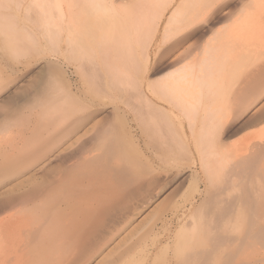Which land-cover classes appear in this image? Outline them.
<instances>
[{"label": "bare ground", "instance_id": "1", "mask_svg": "<svg viewBox=\"0 0 264 264\" xmlns=\"http://www.w3.org/2000/svg\"><path fill=\"white\" fill-rule=\"evenodd\" d=\"M33 1L36 3L38 0ZM133 1L132 7L129 6L132 3L130 0L129 4L123 5L125 8H116L114 0H68L67 5L64 1L65 8L60 0H51V2H47L50 3L49 18L56 17L54 14L59 11L57 13L60 15V19H41L46 22V24L44 22V27L47 32L45 34L48 35L47 41L55 47L60 43L63 44V46L60 44L62 49L64 48L63 52L67 53L70 63L74 61L77 64L74 65L77 66V71L82 76L84 84L86 83L88 95L92 99L97 97L101 99L103 93L114 95L121 105L127 107L128 110L125 109V111L132 114L138 123L142 134L141 138L137 140L134 135L129 134L131 131L127 130V126L125 127L127 137L126 134L123 137L113 127L109 130L106 129V132L101 130L104 135L101 139V147L98 146V148L103 150V157H112L116 162L115 172L120 170V174L116 173L117 178L121 179L122 173H125L126 177L129 173V176L140 178L144 177L145 171L152 173L155 170H162V168H173L179 161L196 160L194 154L196 152L205 179L206 190L202 191L200 186L202 181L198 178L193 183V191L197 192L198 196H205V198L196 210L194 206H197L195 205L197 196L186 197L182 203L189 202L190 212H184L182 216L178 217V226L175 229L168 227L167 223V226L158 228L155 222L145 228L144 233L137 240L131 244L128 243L127 247L118 252L117 249L120 250L121 243L129 238V234L138 227L144 228V221L158 207H150L148 204L135 209L130 216L128 215L124 224L119 229L117 228L115 234L110 232V227V230L107 228L108 235L111 236L109 242L124 232V235H120V240L107 252V254L112 255L113 253L114 255L117 250V258L107 263L105 262L106 257L103 255L104 257H100L101 259L96 264H165L164 262L175 264V260L176 264H228L230 259L238 256L233 253H239L249 240L254 243L260 241V245L263 240L262 247L264 246V226L260 223V220L264 222V131H260L261 133L254 136L241 151L233 153L231 157L223 150L220 140L223 128L244 115V112L261 98L257 97L258 94L262 90L264 91V78L259 80L255 77L256 72H259V62L262 61V66L264 65V2L256 1L241 5L234 11L239 17L231 25L226 28L222 27L219 31L217 29L210 39L203 42L198 41L191 47H186L174 54L183 44L190 42L196 36L199 39L203 38L206 31L212 30L211 27L223 23L226 19L224 15L228 12L226 11L223 15H219V13L233 0ZM2 2L3 0H0V5ZM43 4L45 3L43 2ZM52 10L54 16L51 15ZM204 27H206V31H203ZM11 29L13 30V27ZM39 29L41 30V27ZM5 31L9 30L2 28L3 34L6 33ZM186 32L187 34H185ZM9 34L11 33L9 32ZM6 35L7 40L3 48L15 53L17 50L15 44L12 43L15 39L9 38L11 35L8 33ZM20 49L22 51V48ZM24 49L27 51L26 48ZM20 54L22 55L23 52ZM167 57H171V60L166 67L174 69H170V73L162 79L154 82L148 80L147 74L152 62L155 59L163 61ZM246 80L249 82L247 90L240 86ZM42 100L39 98L34 108L41 109L42 106L43 108L50 106L48 100L47 102ZM65 100H62L63 105L59 107L53 105V109L61 112L64 110L65 104V108L67 106L68 109V118L85 112V109L93 106L90 105V102L94 103L93 100L88 99V102L87 100L83 102L73 96H69ZM34 108L31 109L35 110ZM120 109L119 104L116 105V110ZM31 114L34 115L33 111ZM254 114H261L260 121L263 122L264 105L257 108ZM41 116L38 113L36 117ZM44 117L46 116L44 115ZM120 119L117 120L124 123L123 117ZM80 121L81 125L86 124V122ZM119 121L118 124L121 125ZM75 132H77L76 129L66 132L64 139L74 137ZM35 134L38 135L37 132ZM56 137L54 138L56 139ZM53 141L50 143L54 144ZM140 141L144 142L143 147ZM56 142L53 148L48 149L45 146L47 148L44 147V150L38 154L31 152L24 158L17 157L15 175L11 167L15 165L14 163L10 167L6 164L8 169L0 170L2 171L0 172V186L4 184L1 179L5 181L9 176L13 178L11 176L13 174L16 178H20L16 181V189H24L15 197H6L10 195V192L12 195V191L8 187L0 189V197H6L0 200V264H45L49 263L48 259L51 258V255H55L54 257L57 259L56 254L64 249L62 247L64 242L60 238L64 240L68 234L70 236L68 224H72V220L76 223L75 220L77 221L81 218L80 216L86 213L83 204L85 200L81 197V192L74 189L79 186L78 179L82 178L83 181L84 175L81 178L78 176L79 166L76 165L72 169L69 165L61 163L66 166L64 168L72 169V172L59 170L50 180L46 179L47 175L45 179L42 176H37L39 171L42 172L50 165L51 160L47 159L48 162H42L40 165L37 162L42 161L49 153L58 149L59 141L57 144ZM71 142L70 144L73 145ZM44 143L46 145V141ZM93 152H95L93 149L83 152L81 159H87ZM51 156L54 157L52 154ZM71 161L75 160L71 159ZM96 162L94 163L97 164L98 162ZM152 164H156L158 168H154L151 166ZM145 167L146 170H144ZM49 169L54 173L53 168ZM93 170L95 171V169ZM2 173L7 175L5 180ZM48 173H50L49 170ZM82 173L84 174V172ZM40 179L43 181L38 182ZM87 189L89 191L90 188ZM117 198L119 197L117 196ZM82 204L84 208H82ZM105 204L107 210V203ZM14 209L16 211L11 213ZM89 214L86 213V215ZM94 214L93 218H96V212L93 211L92 215L94 216ZM82 220L81 218L80 221L82 222ZM258 225L260 229H257ZM260 225L263 227L261 228ZM91 226L93 228V224ZM71 228L73 227L71 226ZM92 228L88 226L89 230L85 233V237L88 244L93 245L94 248L97 238L101 244V241L108 237L107 235L96 236V231ZM161 229L167 232L166 240L163 237L164 242L160 238ZM76 230L78 232L77 227ZM73 243L75 242L73 241ZM84 245L81 248L77 246L79 250L78 255L75 254V256L83 257L88 254L96 256V248L90 249V245ZM204 246L205 248L207 246V249H201ZM248 246L246 244V247ZM253 246L249 247L253 248ZM230 249L232 253L229 251ZM61 254L64 253L61 252ZM64 256L66 257V254ZM109 257L111 256L109 255ZM60 259L63 260L62 256L58 261ZM84 259V264H88L91 260V258L86 260V257ZM53 260L55 258L51 261L53 262ZM199 261L200 263H198ZM60 263L63 264L61 261Z\"/></svg>", "mask_w": 264, "mask_h": 264}, {"label": "rangeland", "instance_id": "2", "mask_svg": "<svg viewBox=\"0 0 264 264\" xmlns=\"http://www.w3.org/2000/svg\"><path fill=\"white\" fill-rule=\"evenodd\" d=\"M41 1L38 0L36 3H34L33 0H10V1L3 0V2L1 3L2 6L0 5V26H2L3 29L5 28V29L9 30L8 32L5 31L6 33H8V35H11V36H9V38H11L13 40L17 39L16 40L17 43L15 42V40H14V42L12 41V43L15 44L17 51L15 53H11L10 50L7 51V49L3 48L5 46V43L7 40L6 39L7 35H6V33H4L5 34V36H4V34L1 32L2 28H0V72H1L0 73V131H2V132H0V165H1L0 167H2V169H0V170L8 169V166H6V164L9 165V167H10V165H12V163L15 164L16 159H18V158L21 159V158L26 157L27 155H29L28 153L34 152V153L38 154L42 150H44L45 146H47L48 149L53 148L55 146V142L59 141L58 142L59 143L58 149L60 148L59 151L62 150L63 153L61 151L59 154L58 149H55L56 151L49 153V155L47 156L48 158L44 157L45 160L43 158L42 161H38L37 164L40 165V163H42V162H48L49 160H51L50 165L46 169H44L45 172H44V170H42V172L39 171L37 173V176H40V177L42 176L45 179V177L47 175L46 179L49 178V180H50L51 177H52L51 179H53L56 172L59 170L72 172L71 170L74 168V166H76V165L79 166V168L77 170V172L79 171L78 176H79V178H81L84 175L83 181H82V178L80 180L78 179L77 184L79 182V184H78L79 186H77L78 188H74V189L79 190V192H81V194H80L81 197L83 198V200H85L84 202L82 200V202L86 208L85 212L86 213L88 212V214L91 212L93 213V211H94V213L96 212V218H93V217H95V214L93 216L92 213L89 215H86V213H85V215L80 216L83 219L82 222L80 221L81 220L80 217H79L80 219L77 220L78 222L80 221L79 226H78V222L76 220H75L76 223H74V220H72L73 225L70 223L69 224L73 228H71V226L68 224V229H70V231H69L70 236L68 234L66 239L64 238V240H62V238H60L61 241L64 242L62 245V247L64 249L60 250V253H57L59 255L56 254V256L58 257L57 259H56V257H54L55 255H51V258L48 259L49 263L47 262L45 264H50V263L61 264L60 261L63 262V264H66L67 262H68V264H72V263L73 264H76V263L79 264L80 262H81L80 264H84L83 260H85L84 259L85 257H86V260L91 258V260L88 262V264H96V263H98V260H100L104 256L106 257L105 262L108 263L109 261L115 260V258H117V254L119 251H122L125 247H127V245L131 244L134 240H137V238L144 233V231H145L144 229L148 228L150 225L154 224L155 222L158 225V228H161L163 226H167V224H168V227H172L173 229H175L178 226L177 225L178 224V217L182 216V213H184V212L185 213L190 212L189 208L191 206H190L189 202L187 201L185 203H182V200L185 199L186 197H191V195L197 196L196 203H195V205H197V206H194V208H196V210H198L197 207H200V204H201L200 202L203 201L205 196H198V193L193 191V183H195L199 178L202 181V182H200L201 189H202V191H205L206 190V184L204 183L205 179L203 177L201 166H200L199 159H198L196 152H194L196 160L189 161V159H185V160L179 161L178 164L173 168H170V167L166 168V169L162 168V170H159V171L155 170L152 173H148L145 171L144 177L139 176L140 178H138V177L135 178V176H132V175L129 176V173H128V176L126 177V174L124 173L125 174L124 175L122 172H121L122 173L121 179L116 177V173L118 174L120 171V170H117L115 172L116 162L113 160L112 157H109V158L103 157L104 152L102 149H99L101 147V139L103 138V135H104V132L102 134L101 130L105 131L106 129L107 130L112 129V127H113L114 129H116L117 132L122 134V136L126 134V137H127V132H126V128H127V130L129 129V131H131V132L128 131L129 134L134 135L135 139L137 140V139L141 138V134H142L141 129L138 127L139 125H137L138 123L134 120L132 114H129L128 112H126L128 110L127 107H125V105H123V104L121 105L118 102V100L115 99L117 97H114V95H108L107 93L106 94L103 93V95L101 96V99H100V97H97L96 99H92V97L88 95V89L85 85L86 83L84 84V81L82 80V76L79 75V72L77 71V69H78L76 66L77 64L74 63V61H72L70 63V60L68 59L67 53L63 52L64 48L62 49V47L60 45L62 43H60L57 47H55L51 43H49V41H47L48 35H46L47 32L45 31V27H44L45 26L44 25L45 20L42 21L41 19H47V18L48 19H54L55 18V20H59L60 15H58L59 11L55 12L57 14L56 15V14H54V12L52 10L51 15L52 16L55 15L56 17H54V18L50 17L49 18V14H50L49 12L50 11L48 10V7H49L50 3H47V2H51V0L50 1L41 0ZM64 1L67 5L68 0H67V2H66V0H60L61 4L63 5ZM116 1L117 0H114V2H113L114 6L116 8H121V7L125 8V7H123V5L126 6V4L130 3V0H127V1L126 0H118L117 2ZM256 1L264 2V0L263 1L262 0H233V2L228 7H225L224 10L219 13V15H223L226 11L228 12V14H226L227 16L224 15L226 19L223 21V23L216 25V26H213V28L211 27L212 30H208V31H206L207 29H206V27H204L203 31H206V32H205L203 38L199 39V37L196 36L190 42H187V43L183 44V46L178 48V50H176L174 52V54L179 53L180 51H182L186 47H191L194 43H196L198 41L203 42L205 40L210 39L212 37V35H214L217 32V29L219 31L222 29V27L226 28L237 20L239 15H237L234 11H236L241 5H243V4L247 5V4H250L252 2L254 3ZM38 2H39V5H37ZM43 2L45 4H43ZM133 3H134V1L132 0V3H130L129 6L132 7V5H134ZM66 5L64 4L63 7L66 8ZM129 6H127V7H129ZM37 8H39V9H37ZM35 10H37V11H35ZM42 10H43V12H42ZM45 10L47 11V13ZM34 15H36V16L34 17ZM37 15H38V17H37ZM46 16H48V17H46ZM11 23H13L14 25ZM45 24H46V22H45ZM9 26H12L14 31L11 29L12 27L9 28ZM40 27H41V30L39 29ZM9 32L11 34H9ZM12 34H14V35H12ZM185 34H187V32ZM17 35H19V36H17ZM22 35L24 38L22 37ZM30 38H32V39H30ZM17 44H19V45H17ZM19 46H21L20 48H22V51L20 48L18 49ZM62 46H63V44H62ZM24 48H26L27 51H25ZM56 48H57V50H56ZM50 49H51V51H50ZM22 52H23V54L21 55L20 53H22ZM9 53H11V54H9ZM171 57H167L163 61H160V59L159 60L155 59V61H153L151 66H150L149 73L147 74L148 80H150L151 82H154V81H157L159 79L164 78L166 74L170 73L169 71L173 70L174 68H168L166 66L168 65L169 61L171 60ZM74 64H76V65H74ZM259 64H260L259 72L258 71L256 72L255 77L260 80L261 78L262 79L264 78V65L262 66V64H263L262 61H261V63L259 62ZM155 72H157V74H154ZM248 83L249 82H247V80H246L240 86L243 88L245 87V90H247V88H248L247 85H249ZM85 90H87V91L85 92ZM241 90H244V89H241ZM261 92L258 94L259 96H257L258 98H260V97L261 98L258 99L253 105L250 106V108L247 109V111L244 112L245 114L242 115L243 117L241 116L240 118H238L234 122L232 121V122L228 123L223 128V130L221 132L220 140H221L222 145H223V150L230 154V156L228 154L229 157L233 156V153L235 154V153L241 151L254 136L259 134L260 131L261 132L264 131V121L263 122L260 121L261 114H257V115L254 114V111H256L257 108L264 105V91L262 90ZM90 95H92V94L90 93ZM260 95H262V96H260ZM69 96L77 97L78 99H81L83 102H86V100H87V102L89 100L90 101L93 100L95 104L94 103L91 104V102H90V105H93L92 107L89 106L90 108H87V110L85 109V112L83 111V112L78 113L76 115L74 114L75 116L68 118V111H67L68 109H67V106L65 108V104H64V110L61 112L53 109V105L58 106V107L60 105H63L62 100L67 99ZM39 98L43 99L42 101H46V102L48 100L49 105L51 107L48 106V103H46L47 104L46 106H48V107L43 108V106H42L41 109L40 108L39 109L34 108L36 101H38ZM93 98H95V97L93 96ZM52 101H53V103H52ZM22 104H23V106H22ZM118 104L121 108L120 110H116V105H118ZM31 108H34L35 110H33ZM125 109H126V111H125ZM32 111L34 114L33 116L31 114ZM63 112H64V116H63ZM38 113L41 114L42 116L36 117ZM29 115H30V117H29ZM44 115L46 117H44ZM53 116H54V118H53ZM89 116H92V117H89ZM25 117H26V120H25ZM42 117H44L45 119ZM121 117H123L122 121L124 123L126 122L125 124L122 123L121 121L117 120V119H120ZM47 118H48V120H47ZM42 119H43V121H42ZM115 119L117 122L115 121ZM124 119H126V120H124ZM80 120L86 122V124L81 125ZM118 121L121 122V125H120V123L118 124ZM9 125H10V127H9ZM123 125H125V126H123ZM77 126H78V129H77ZM75 129L77 130V132H75L76 135H74V137H71L69 139H64L65 138L64 134H66V132H68L70 130H75ZM3 130H4V132H3ZM5 130H7V131H5ZM36 132L38 133V135L35 134ZM41 133H42V135H41ZM61 135H63V136H61ZM79 135H80V138H79ZM54 137H56V139ZM59 138L61 141L59 140ZM73 139L75 140V143H74ZM98 140H100V141H98ZM45 141H46V145L44 143ZM52 141L54 144L50 143ZM57 142H56V144H57ZM70 142L73 145H71ZM98 142H100V143H98ZM140 143L143 147L144 142L140 141ZM94 146H95V149L93 148ZM98 146H99V148H98ZM47 147H45V148H47ZM28 148L31 150H29ZM90 149L95 150V152L91 153V155H89L87 157V159H84V158L81 159L82 153L87 151V150H90ZM26 150H28V152H26ZM64 150H66V151H64ZM25 152H26V154H25ZM53 153H55V154H53ZM51 154L54 157H52ZM47 159H48V161H47ZM71 159L75 160V161H71ZM101 159H103L104 161ZM13 160H15V161L13 162ZM94 162H96L97 164H95ZM61 163L66 165V166L69 165V167L72 169L68 170V167H67V169L64 168L66 166L62 165ZM108 163L109 164L111 163L110 164L111 168L109 167ZM70 164L72 165V167ZM86 164H87V166H86ZM2 165H4V166H2ZM88 166H90L89 167L90 169H88ZM151 166H153L154 168H158L156 166V164H152ZM11 167L13 168L12 169L13 174H14V172L16 174V164L12 165ZM50 167L53 168L54 173L52 172V170L49 169ZM112 167H114V168H112ZM80 168L81 169L83 168V170L81 171ZM14 169H15V171H14ZM93 169H95V171ZM22 170H23V168H22ZM48 170L50 173H48ZM97 170H98V172H97ZM144 170H146V167L144 168ZM0 172H2V171H0ZM82 172H84V174ZM92 172H94V173L92 174ZM13 174H11V176H13V178L8 175L10 177V179H9V177L7 178V175L2 173L3 177L5 176L4 180L6 178L7 179L5 181H3L1 179V181L6 185L3 184L2 186H0V189L2 187H4V188L8 187L9 189H11L10 191H12V195L10 192L9 193L10 195L6 196V197H12V196L15 197L24 190L22 188H20L21 190L16 189V181H18V179H20V178H18V177L16 178V176H14L15 174L14 175ZM43 174H44V176H43ZM95 174H96V176H94ZM85 176H87V177H85ZM109 176H110V178H109ZM198 176H200V177H198ZM98 179H99V181H98ZM119 180H120V182H119ZM40 181L42 182L43 179H40L38 182H40ZM102 184H103V187H102ZM81 187H83V189H81ZM87 188H90L89 191L90 190H92V191L89 192ZM13 193H15V194L13 195ZM117 196L119 198H117ZM6 197L2 196V198L0 197V200L5 199ZM88 199L90 202L88 201ZM115 200H116V202H115ZM123 202H124V204H122ZM105 203H107V210H106V204ZM83 204H82V208H84ZM108 204H109L110 209L108 208ZM148 204L150 205V207L157 206L158 209L154 213H152L146 221H144V223H143V224H145L144 228L138 227L135 230L136 232L133 231L131 234H129V236H128L129 238H127L126 240H124L121 243L120 250L117 249L118 252H117V250L115 251L116 254H115V252H114V255H113V253H112V255L107 254L108 250H110L111 247H113L120 240V237H121L120 235H124L123 234L124 232H121L118 236H116L113 240H111L109 242L108 240L111 236H110V234L108 235V233H109L108 230H110V228H111L110 232L112 231V232H114L113 234H115L117 232V230L124 224L128 215L130 216L131 213L134 212L135 209L142 207V206H146ZM178 205H179V207H178ZM176 206H177V209H176ZM88 208H89V210H88ZM203 208L205 209V206H203ZM14 211H16V209L12 210L11 213H13ZM89 211H91V212H89ZM172 213L176 214L175 215L176 217ZM120 218H121V220H120ZM263 218H261V219H263ZM103 221H104V223H103ZM114 222H115V224H114ZM84 223H86V224L84 225ZM101 223L104 225H102ZM260 223L264 226V224H263L264 222H261V220H260ZM92 224H93V228L91 226ZM87 225L89 226V228L95 229L96 236L97 235H100V236L107 235L108 238L106 240L104 239L103 241H101V244H100V242H98L99 238H97L98 240H96V242H95L96 246L93 248V245L88 244V240H86V237H85V233L87 232V230H89ZM80 226H81V228H80ZM263 226H261V228ZM76 227L78 229V232L76 230ZM257 227H256L257 229H260L259 225ZM82 228H84V229H82ZM107 228H108V230H107ZM92 229H90V231H92ZM161 231L163 234L161 233L160 238L164 242L166 240V233L167 232L165 230H162V229H161ZM76 232H77V234H76ZM103 232H104V234H103ZM71 233H73V234H71ZM80 233L81 234L83 233L82 234L83 236ZM96 236L94 237L95 239H96ZM73 237H75V238H73ZM163 237L165 238V240ZM73 241L75 243H73ZM249 242L251 243L252 246L254 244L255 248H254V246H253V248L249 247V246H251ZM249 242L246 243L249 245L248 247H246V244H244L243 249H241V251L239 253H233V255L238 254V256L237 257L234 256L233 259H230L229 263H228V261H227V263L233 264V261H234V264H236V263L237 264H264V248H263L264 246L262 247L263 240L261 242V245H260V241H255V243H254V241L252 242V240H249ZM71 243H72V245H71ZM256 244H257V246H256ZM83 245L84 246L90 245L89 246L90 249L96 248L97 251H99L98 253H97V251L95 252L96 253L95 255L97 257L94 256V254L93 255L88 254V255L83 256V257L82 256H80V257L75 256V254L78 255L77 252H78L79 248H77V246L81 248V246H83ZM73 246L77 248L76 251H75L76 248H74ZM122 246H123V248H122ZM207 246H206V248L204 246V248H201V249H207ZM65 248L68 250H66ZM82 248H84V247H82ZM208 248H209V246H208ZM98 249H100V250H98ZM250 249H251V251H249ZM69 250L73 251V253H71V251H69ZM229 251L231 252L232 250L230 249ZM229 251H227V252L230 253ZM61 252L64 254H61ZM81 252H83V251H81ZM240 253H241V255H240ZM245 253H247V254H245ZM65 254H66V257L64 256ZM91 254H92V251H91ZM109 255L111 257L108 258ZM61 256H62L63 260L60 259L58 261V259L61 258ZM53 257L55 258V260H53V262H52L51 260L54 259ZM113 257H114V259H113ZM74 259H75V261H74ZM107 259H108V261H107ZM235 260H236V262H235ZM238 260H239V262H238ZM16 262H17V260H16ZM174 262L176 264V260ZM164 263L166 264V262H164ZM198 263H200V261ZM17 264H19V263H17Z\"/></svg>", "mask_w": 264, "mask_h": 264}, {"label": "snow or ice", "instance_id": "3", "mask_svg": "<svg viewBox=\"0 0 264 264\" xmlns=\"http://www.w3.org/2000/svg\"><path fill=\"white\" fill-rule=\"evenodd\" d=\"M225 6H227V5H225Z\"/></svg>", "mask_w": 264, "mask_h": 264}]
</instances>
